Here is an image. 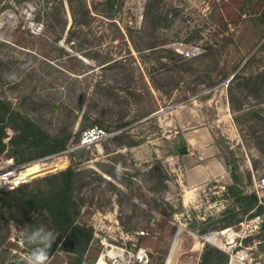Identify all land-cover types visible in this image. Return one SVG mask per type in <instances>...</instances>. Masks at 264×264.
<instances>
[{"label": "rangeland", "instance_id": "rangeland-1", "mask_svg": "<svg viewBox=\"0 0 264 264\" xmlns=\"http://www.w3.org/2000/svg\"><path fill=\"white\" fill-rule=\"evenodd\" d=\"M60 2L0 0V98L53 136L71 133L66 149L93 125L108 132L71 150L65 167L33 175L79 171L78 220L95 230L81 264H165L179 229L193 239L184 264H199L205 243L226 240L244 250L246 263L264 259V231L248 227L242 246L238 235L222 234L243 233L245 217L222 227L234 213L226 186L251 191L264 177V0H160L165 17L156 28L144 17L147 0H119L117 26L100 15L75 26ZM192 48L200 52L182 53ZM195 112L212 135L201 139L212 146L207 160L224 170L189 186L182 162L189 151L180 149L193 147L178 121ZM4 200L0 264H24L28 224ZM191 224L208 229L198 234ZM212 232L221 236L205 238ZM66 261L61 250L49 258Z\"/></svg>", "mask_w": 264, "mask_h": 264}, {"label": "trees", "instance_id": "trees-1", "mask_svg": "<svg viewBox=\"0 0 264 264\" xmlns=\"http://www.w3.org/2000/svg\"><path fill=\"white\" fill-rule=\"evenodd\" d=\"M64 1L69 7L75 26L89 25L98 15L117 26L115 22L119 10L116 6L119 0H100L94 4L88 0H61L60 3L64 4ZM159 2L160 0H147L144 11L146 23L152 24L155 28L165 17L163 11L156 5ZM260 76L264 77V72ZM9 128L15 135L6 141ZM70 138L71 133L64 137L53 136L38 122L0 98V156L12 157L17 164L33 163L66 150ZM78 174L77 168L70 165L63 170L39 179L33 178L20 187L0 193V198L5 199V204L10 206L15 204L19 207L30 232L43 226L57 234L49 249V258L56 250H61L67 254L66 264H81L85 253L95 240L93 225L78 220L81 213V206L75 195ZM226 193L233 200V207L229 211L234 213L222 227L241 222L243 219L237 217L240 212L245 215L244 219L264 214V198L260 202L256 192L246 191L234 182L226 186ZM190 229L201 234L208 226H202L197 230L196 224H191ZM260 230L264 231V223ZM252 239L248 237L244 242L250 243ZM228 261L229 253L205 243L199 264H227Z\"/></svg>", "mask_w": 264, "mask_h": 264}, {"label": "built area", "instance_id": "built-area-1", "mask_svg": "<svg viewBox=\"0 0 264 264\" xmlns=\"http://www.w3.org/2000/svg\"><path fill=\"white\" fill-rule=\"evenodd\" d=\"M199 52L200 51L198 48H192V49H187L185 51H182V53L187 57L195 56ZM107 136H108V132L105 128L99 125H93L82 131L75 147L63 150L62 152L54 155V156L60 155L55 160H57L58 162L65 160L66 165H67L68 164V153L71 150L92 145L93 143H96V142H99L105 139ZM9 138H11L10 135L6 138V141ZM47 158L49 157H45L38 161H42ZM29 165H32V163L17 164L12 157L0 156V193L13 190L29 182L30 180H32L35 176L30 175L26 171V167ZM251 191L256 192L260 198V202H262V199L264 198V177L259 178L254 181L253 188L251 189ZM263 223H264V214H259L253 218H250V219L245 218L243 220L241 224L242 225L241 230L243 233L241 234L237 233L234 230V227H228L226 229H231L232 232L237 233L236 235H238L241 239L239 244L242 246L241 241L245 236H247L246 229L248 227H254L256 230L259 231ZM210 234H215V233L212 232ZM215 238L217 239L218 237L215 236ZM231 244L232 243L230 241L226 240V243L223 242L222 245L218 246L223 251L229 253L230 257H229L228 264H264V259H259L255 262L251 261L249 263H246L244 261L245 259L244 250L234 252L236 243L234 245H231Z\"/></svg>", "mask_w": 264, "mask_h": 264}, {"label": "crops", "instance_id": "crops-1", "mask_svg": "<svg viewBox=\"0 0 264 264\" xmlns=\"http://www.w3.org/2000/svg\"><path fill=\"white\" fill-rule=\"evenodd\" d=\"M200 115L195 112L189 117H181L178 121L179 127L182 129V134L189 144L192 145L193 150L188 149L189 153L183 155L182 162L186 169V181L189 186L201 184L209 178L222 174L224 169H221L217 160H207L206 153H210L211 145H204L202 138H211L209 127L200 125ZM185 197V194H184ZM183 197V201L185 198Z\"/></svg>", "mask_w": 264, "mask_h": 264}, {"label": "clouds", "instance_id": "clouds-1", "mask_svg": "<svg viewBox=\"0 0 264 264\" xmlns=\"http://www.w3.org/2000/svg\"><path fill=\"white\" fill-rule=\"evenodd\" d=\"M57 234L41 226L33 229L25 237V243L30 251L25 257L24 264H49V249L56 240Z\"/></svg>", "mask_w": 264, "mask_h": 264}, {"label": "water", "instance_id": "water-1", "mask_svg": "<svg viewBox=\"0 0 264 264\" xmlns=\"http://www.w3.org/2000/svg\"><path fill=\"white\" fill-rule=\"evenodd\" d=\"M188 149L183 145L180 153H187ZM193 246V239L190 235L186 234L184 230L179 229L175 235L170 253L167 257L165 264H184L183 258L190 252Z\"/></svg>", "mask_w": 264, "mask_h": 264}, {"label": "bare ground", "instance_id": "bare-ground-1", "mask_svg": "<svg viewBox=\"0 0 264 264\" xmlns=\"http://www.w3.org/2000/svg\"><path fill=\"white\" fill-rule=\"evenodd\" d=\"M49 163L48 162H46V163L45 162H39V163H36V164H32V165L37 166L38 168L36 170L34 169V171L31 173V171L28 169L29 167H26V171L30 175H35V174H38L39 171L40 172L47 171V169H48V167L50 165L52 166V169L62 168V167H65L66 166V162L59 163L57 160H52ZM222 232H224V230ZM230 233L233 234V236L235 234H237V233L232 232L231 229H229V231L227 233H222V234H226L227 235V238H231ZM215 236L220 237L221 236L220 232L219 233H215V234H206L205 235V238H207L208 240H212L213 238H215Z\"/></svg>", "mask_w": 264, "mask_h": 264}]
</instances>
